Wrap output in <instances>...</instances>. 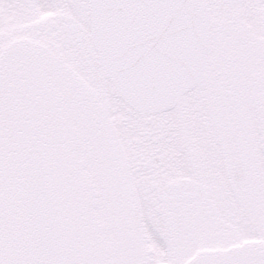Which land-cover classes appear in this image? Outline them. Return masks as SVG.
<instances>
[{
  "label": "snow or ice",
  "instance_id": "1",
  "mask_svg": "<svg viewBox=\"0 0 264 264\" xmlns=\"http://www.w3.org/2000/svg\"><path fill=\"white\" fill-rule=\"evenodd\" d=\"M0 264H264V0H0Z\"/></svg>",
  "mask_w": 264,
  "mask_h": 264
}]
</instances>
